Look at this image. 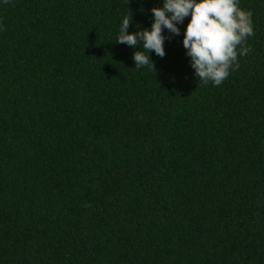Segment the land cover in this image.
Masks as SVG:
<instances>
[{"label":"trees","instance_id":"obj_1","mask_svg":"<svg viewBox=\"0 0 264 264\" xmlns=\"http://www.w3.org/2000/svg\"><path fill=\"white\" fill-rule=\"evenodd\" d=\"M162 6L0 0V264H264V0L220 86L190 17L155 73L115 42Z\"/></svg>","mask_w":264,"mask_h":264},{"label":"clouds","instance_id":"obj_2","mask_svg":"<svg viewBox=\"0 0 264 264\" xmlns=\"http://www.w3.org/2000/svg\"><path fill=\"white\" fill-rule=\"evenodd\" d=\"M8 2L4 0V3ZM151 13L150 29L130 33L132 12L119 25L116 43L136 48L142 42V50L132 54L136 69L148 67L155 73V62L149 53L154 51L163 58L166 55L165 41L180 35L178 25L183 24L186 17L190 20L184 29L182 43L199 83L207 85L211 82L220 86L230 75V70L239 67L236 63L238 54L244 56L251 51L245 45L254 35L253 13L242 10L238 0H163V6L153 7ZM165 29L171 35H163Z\"/></svg>","mask_w":264,"mask_h":264}]
</instances>
